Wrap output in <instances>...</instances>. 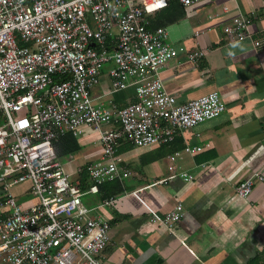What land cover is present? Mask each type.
I'll use <instances>...</instances> for the list:
<instances>
[{
	"label": "built area",
	"instance_id": "1",
	"mask_svg": "<svg viewBox=\"0 0 264 264\" xmlns=\"http://www.w3.org/2000/svg\"><path fill=\"white\" fill-rule=\"evenodd\" d=\"M201 1L0 0V264H102L109 224L85 196L131 175L119 168L118 147L168 145L180 131L223 113L216 92L178 104L159 78L172 62L196 64L206 52L170 45L166 29L152 28L150 17L171 2L191 8ZM251 24L237 16L222 33L243 40ZM103 72L109 78L104 95L133 87L134 101L123 107L96 102L92 91ZM84 129L102 149L100 159L84 169L86 190L69 181L55 150L60 138H77ZM200 151L186 146L171 155L170 175L160 183L193 180L191 173L176 171L175 161L180 153ZM256 181L264 182V174L253 173L235 194L249 197ZM24 182L34 201L23 207L10 190ZM144 206L152 224L170 231L183 216L180 204L161 215Z\"/></svg>",
	"mask_w": 264,
	"mask_h": 264
},
{
	"label": "crops",
	"instance_id": "2",
	"mask_svg": "<svg viewBox=\"0 0 264 264\" xmlns=\"http://www.w3.org/2000/svg\"><path fill=\"white\" fill-rule=\"evenodd\" d=\"M170 4L150 17L151 24L166 29L170 45L206 53L196 64L179 59L163 68L159 78L165 90L178 104L216 92L225 108L180 131L168 145L120 153L131 175L118 180L123 192L112 204L103 205V192L86 195L87 205L109 224L101 263L264 264V182L256 181L247 198L235 194L236 185L253 173L264 174V0H203L191 8ZM237 16L252 20L251 35L243 40L222 33ZM94 89L98 103L111 100L120 107L135 99L133 87L104 95L106 72ZM76 139L80 153L70 163L80 182V173L100 159L102 149L89 129ZM186 146L201 151L180 153L175 167L194 179L161 184L170 175L169 157ZM144 204L160 215L180 204L183 216L170 231L150 222Z\"/></svg>",
	"mask_w": 264,
	"mask_h": 264
},
{
	"label": "trees",
	"instance_id": "3",
	"mask_svg": "<svg viewBox=\"0 0 264 264\" xmlns=\"http://www.w3.org/2000/svg\"><path fill=\"white\" fill-rule=\"evenodd\" d=\"M175 3V2H173ZM171 5V4H170ZM169 5V6H170ZM168 6V7H169ZM167 7V8H168ZM172 21V20H171ZM152 28H156L157 25H152ZM134 100L130 101L133 102ZM125 104L121 105L120 107H123ZM134 147L130 144L124 143L117 149V154L123 153L125 151H128L130 149H133ZM79 149V145L77 142V139L73 137L71 134H67L64 137L60 138V140L55 144V150L57 153L58 158H62L65 155H69L74 153ZM80 178L83 180L80 181V187L82 190H86L88 187L87 183V172L83 171L80 173ZM86 180V181H85ZM88 184V185H87ZM99 192H103L106 198L109 197H115V195H118L123 192L122 185L120 182L116 179L109 182H104L99 186Z\"/></svg>",
	"mask_w": 264,
	"mask_h": 264
},
{
	"label": "rangeland",
	"instance_id": "4",
	"mask_svg": "<svg viewBox=\"0 0 264 264\" xmlns=\"http://www.w3.org/2000/svg\"><path fill=\"white\" fill-rule=\"evenodd\" d=\"M95 89L93 90V92ZM93 99L96 98L95 94H92L91 96ZM4 125V120L0 119V126ZM80 152H75L72 155H65L62 158H60V161L62 163V166L64 168L65 173L68 175V179L70 182L74 183L78 179L79 174L77 172H74V165H71V161L73 160V155H77ZM124 163V162H123ZM123 163L119 164V168L122 170L123 169ZM125 164V163H124ZM127 177L123 178L126 179ZM28 188V189H27ZM11 194L14 196L16 201L21 204L23 207L26 204L29 205L30 203L33 202L34 196L33 194L29 191V182H24L20 183L18 185H15L14 187L11 188ZM3 196V194H0V197ZM85 198L89 199V196H85Z\"/></svg>",
	"mask_w": 264,
	"mask_h": 264
}]
</instances>
